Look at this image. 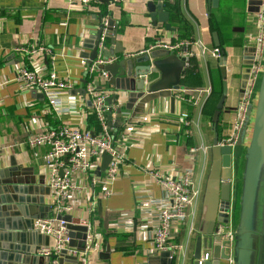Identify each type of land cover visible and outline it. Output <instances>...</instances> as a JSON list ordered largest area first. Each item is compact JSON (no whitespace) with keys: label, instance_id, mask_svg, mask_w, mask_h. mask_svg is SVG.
Returning a JSON list of instances; mask_svg holds the SVG:
<instances>
[{"label":"crops","instance_id":"obj_1","mask_svg":"<svg viewBox=\"0 0 264 264\" xmlns=\"http://www.w3.org/2000/svg\"><path fill=\"white\" fill-rule=\"evenodd\" d=\"M149 1L156 0H126L118 4H105L98 0L94 7L72 6L67 0H0V169L8 168L13 161L18 171L19 168L24 171L17 179L34 180L35 186H43L42 192L48 190L44 195L37 187V192L23 194L24 197L43 198L44 204L51 205L46 184L48 169L44 165L46 148L30 147L26 139L31 134L62 125L97 131L90 119L94 114L91 101L85 96V87L91 77L82 65L86 59L81 54L89 52L82 43L97 31L104 19L108 21L110 17L117 25L115 41L119 43L117 48L122 49L117 58L149 53L156 50L152 47L157 43L191 41L189 50L193 54L187 55L189 60L186 73L181 76L180 90L189 91L191 96L196 93H191L193 91L209 89L208 93L198 95L196 105L176 99L171 104L169 98H156L141 104L142 97L135 98L130 105L128 90L116 89L107 78L97 83L98 88L111 92L113 110L107 112L106 117L113 127L115 143L124 153V162L119 177L110 186L112 192L109 196H102L101 187L92 184L88 178H83V184L73 195L75 206L66 215H70L74 222L86 221L91 235L84 251L73 247L77 252L73 255L81 264H157L154 257L162 251L153 250L146 232L136 219L139 216L136 197H163L161 186L151 176L153 171L177 175L186 170L192 172L200 195L187 209L185 220L172 228L168 244L177 247L171 250L174 253L171 264H191L198 231L202 227V197L211 163L214 123L221 139L231 133L242 90V62L251 58L253 62L254 59V51L249 47H254L255 13L261 0H219L209 15L207 0H168L176 6L175 12L172 15L164 5L163 10L169 12V22L174 31L166 30L161 23L152 24L147 7ZM213 32L217 33L220 49L214 45ZM38 46L46 47L50 53L31 56L35 69L44 76L54 70L59 78L71 84L61 94L67 111L55 113L41 92L22 89L16 81L17 67L30 66L21 49L30 50ZM107 47L115 48L109 41ZM212 52L220 55L213 56ZM223 67L225 93L217 120L212 122L221 98L216 92ZM154 77L147 76V80ZM68 97L73 98L72 101ZM127 105L131 108L128 109ZM120 112L123 117L125 112L129 115L116 135L115 125ZM183 119L187 125L181 122ZM251 120L252 113L244 143L235 146L232 153L230 224L240 215L245 148ZM40 181L42 185H39ZM17 207L11 206L5 219L0 215L3 231L12 232L7 233L12 237L16 233L13 230L18 229L19 232V227L26 225L25 217ZM123 215L135 220L122 226L119 218ZM203 228L208 229L209 226ZM43 235L35 229L24 230L22 246L38 247V242L45 240ZM51 242L49 237V244ZM75 242L80 245L82 240L79 238ZM6 243L10 244L8 240ZM43 247H39L37 254ZM0 253L2 263L8 264L5 252L0 250ZM37 254L30 255L29 258L35 260L29 264H48L47 256ZM64 264L76 262L67 260Z\"/></svg>","mask_w":264,"mask_h":264},{"label":"water","instance_id":"obj_2","mask_svg":"<svg viewBox=\"0 0 264 264\" xmlns=\"http://www.w3.org/2000/svg\"><path fill=\"white\" fill-rule=\"evenodd\" d=\"M99 1L109 4V0ZM218 2L219 0H207L208 15L211 9L218 6ZM163 5L164 2L162 0L149 1L147 3L150 20L153 25L161 23L166 30L174 31L169 22V12L163 10ZM116 29L117 25L109 17L107 30L111 34H107L102 39V25H100L93 35L83 41L82 47L88 48L89 52H83L81 57L88 61H93L98 56L104 59L113 58L111 62L102 65L101 68L107 72L109 84L118 90L129 91L128 101L130 105L135 98L141 97V104L156 98H169L171 104H173L175 101L174 93L180 89L181 76L186 73V63L189 58L165 49H156L149 53L124 55L117 58V54H121L122 49L117 48L119 43L115 41ZM212 36L215 47L220 49L217 33L213 32ZM108 41L115 48L107 47ZM249 49L252 52L254 51V47H249ZM221 51L224 53L223 50ZM222 56L224 57V54ZM242 64L241 89H244L249 77L252 58L244 60ZM221 73L224 79V67L221 68ZM150 75H155V77L147 80V76ZM137 77L139 78L137 79ZM222 93L213 121L217 120V113L222 105L225 93L224 81ZM107 102L111 103L112 98H107ZM130 105H127L128 109L131 108ZM251 113L252 128L250 129L249 141L245 148L246 163L242 174L243 192L240 202V215L238 224L234 229L232 241L224 239L218 233V229L219 225L228 223L230 219L229 214L232 210L230 181L234 169L232 153L235 146L243 145L247 127L245 126L235 146L232 147L228 144H220L221 138L217 132L216 123H214V136L212 146L210 147L211 163L202 197V207L204 209L201 216L202 227L198 231L199 235L196 238L191 264H226L225 262H231L232 264H257V254L260 253L261 255L259 256H262L260 252L262 248H259V245L255 242V236L256 231H258L256 227L260 223L261 229L259 233L263 235L262 238L264 239V198L260 214H258L260 199L257 200L261 179L264 184V68L260 76L254 104L247 113L248 121ZM101 157V163L95 171L97 176H100L106 169L110 160L109 155L104 152ZM21 172L24 171L21 168L18 171L13 161H10L8 168L0 169V215L4 219L7 218L9 216L7 211L11 209V206L17 205L21 214L25 217L26 224L19 227V232H17L18 229L13 230L16 233L12 237V234H7L12 232L3 231L2 221L0 220V250L5 252V258L9 260L8 264H29L30 261L32 262V259L35 260V258H29L30 255H36L40 246L43 245L45 247L49 245V236L43 235L45 240L43 243L38 242V247L26 248L22 246L23 231L27 229L30 231L34 230L33 222L35 219L55 217L65 220L69 230V246L77 248L78 251H84L87 242V227L72 224L70 215L54 214L52 206L44 204L43 198L24 197L23 194L33 193L34 190L37 192V187H40L39 190L42 192L43 186H35L34 180L21 181V179H17ZM39 185H42V181L39 182ZM42 193L44 195L48 194V190ZM205 226H209V228H203ZM28 235L32 237V235ZM79 238L82 240V243L77 245L75 240ZM7 240L10 244L6 243ZM260 240L261 238L258 241ZM205 253H207L208 258L200 263L201 255ZM173 254L171 250L162 251L154 259L158 260L157 264H171ZM46 258H48V264H51V261L54 259H56L57 264H64L67 260L81 264V262L77 261V256L69 255L65 249L60 250L58 255L50 254ZM167 258L169 259L167 260ZM263 259L264 256L262 257V264ZM1 260L2 256L0 253V264H5ZM149 264L153 263L149 262ZM258 264H261V262L259 261Z\"/></svg>","mask_w":264,"mask_h":264},{"label":"built area","instance_id":"obj_3","mask_svg":"<svg viewBox=\"0 0 264 264\" xmlns=\"http://www.w3.org/2000/svg\"><path fill=\"white\" fill-rule=\"evenodd\" d=\"M72 6L94 7L98 0H67ZM126 0H109L110 3L118 4ZM163 2L168 0H162ZM257 30L253 36L254 59L250 65L249 77L244 89L241 90L238 104L235 108V119L231 133L220 140V144L235 146L241 136L245 126L247 127V113L254 103L261 73L264 68V0L255 13ZM102 25V39L107 35V21L104 19ZM191 41L175 43H157L153 49H165L175 52L181 56L188 57L193 54L189 50L192 46ZM27 55L30 66L20 65L16 71V81L22 89H36L41 92L48 106L57 114L67 111L63 107L61 94L71 87V84L61 78L51 70L47 75L41 74L31 63V56L40 53H50L44 46L33 49H21ZM188 55V56H187ZM213 56L220 54L212 52ZM129 56V55H126ZM111 59H104L98 56L93 61L83 60L82 65L91 79L85 87V96L91 101V110L99 124L97 132L82 130L76 127L62 125L55 129H45L31 134L26 143L30 147H45L44 165L48 169L46 184L51 196V205L54 214L66 215L71 212L76 202H72L73 195L83 184V178H88L94 185L101 187V195L109 196L112 192L111 185L120 175V168L124 162V153L115 143L113 127L108 123L106 114L113 110L111 103L107 102L110 91L100 89L97 83L101 79L107 78V72L101 66L111 62ZM196 92V93H194ZM209 89L193 91L195 95H189V91L178 89L174 97L179 102L192 105L198 103V95L208 93ZM73 98L68 97V100ZM72 101V100H71ZM125 118L129 112L123 113ZM183 118H185L183 116ZM181 122L187 125L186 120ZM193 151V150H191ZM109 155L110 160L106 169L100 176L95 174L96 169L101 163L102 153ZM61 172V174H60ZM151 176L155 178L163 191V197L156 198L150 195L137 196V208L139 212L138 222L140 227L146 232L152 244L153 250L166 251L175 250L177 247L170 246L168 239L172 228L177 227L187 216V209L192 206L199 198L200 192L195 187L192 172L186 170L177 175L164 174L161 171H153ZM135 220L133 217L123 215L119 218V224L129 225ZM72 224L86 226V221H71ZM63 219L45 218L35 219L33 228L41 234L51 237L52 242L48 246L40 249L39 254L48 256L58 255L60 250L65 249L68 254H76V250L69 246V230ZM218 233L224 239L232 241L234 229L227 223L219 225ZM90 233L87 230V241ZM207 253L202 254L200 263L207 259ZM53 264L57 261L53 260Z\"/></svg>","mask_w":264,"mask_h":264},{"label":"trees","instance_id":"obj_4","mask_svg":"<svg viewBox=\"0 0 264 264\" xmlns=\"http://www.w3.org/2000/svg\"><path fill=\"white\" fill-rule=\"evenodd\" d=\"M164 6L169 10V12L173 15L174 14V12H175V8H176V6H174V3H172V2H168V1H165L164 2ZM220 79H221V81H220V84H219V87H218V89H217V92H216V94H217V96L220 98L221 96H222V92H223V78H222V75H220ZM218 98V99H219ZM217 105H218V103H217ZM91 119V121H92V124L95 126V128L97 127V131H98V129H99V124H98V121H97V119H96V116L93 114V116L90 118ZM211 120H212V122H213V118H211ZM125 122H126V118L125 117H123V115H122V112H120L119 114H118V117H117V121H116V125H115V128H116V130H115V133L114 134H118L120 131H121V129H122V127L124 126V124H125ZM118 124H120V125H118ZM97 131H95V132H97Z\"/></svg>","mask_w":264,"mask_h":264},{"label":"rangeland","instance_id":"obj_5","mask_svg":"<svg viewBox=\"0 0 264 264\" xmlns=\"http://www.w3.org/2000/svg\"><path fill=\"white\" fill-rule=\"evenodd\" d=\"M252 128V121H251V123H250V126H249V132H250V129ZM264 184L262 183V179L260 180V185H259V188H258V196H257V200H259L260 199V206H259V212H258V214H260V211H261V206H262V201H263V198H264V186H263ZM197 186V185H196ZM229 226L231 225H233V226H235V225H237L238 224V220H236V221H234V222H232L231 221V224H230V222H228L227 223ZM233 229H235L234 227H233ZM256 229L258 230V231H256L257 233H256V238H255V242L259 245V248H262L261 249V253H262V256H259V255H261L260 253H258L257 254V256H256V259H257V264L259 263V261L261 262V264H262V257L264 256V239L262 238L263 237V235L261 234V233H259V230L261 229L260 228V223L257 225V227H256ZM261 238V240L260 241H258L259 239ZM257 248V247H256ZM259 252V251H258ZM263 264H264V259H263Z\"/></svg>","mask_w":264,"mask_h":264}]
</instances>
